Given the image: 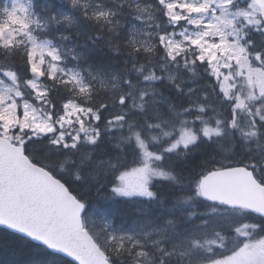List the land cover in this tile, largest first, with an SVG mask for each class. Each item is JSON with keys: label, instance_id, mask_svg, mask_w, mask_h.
Segmentation results:
<instances>
[{"label": "snow or ice", "instance_id": "obj_1", "mask_svg": "<svg viewBox=\"0 0 264 264\" xmlns=\"http://www.w3.org/2000/svg\"><path fill=\"white\" fill-rule=\"evenodd\" d=\"M0 264H264V0H0Z\"/></svg>", "mask_w": 264, "mask_h": 264}, {"label": "water", "instance_id": "obj_2", "mask_svg": "<svg viewBox=\"0 0 264 264\" xmlns=\"http://www.w3.org/2000/svg\"><path fill=\"white\" fill-rule=\"evenodd\" d=\"M249 199H250V201L254 200V198H251V197Z\"/></svg>", "mask_w": 264, "mask_h": 264}]
</instances>
